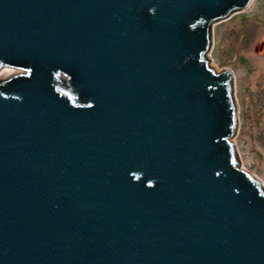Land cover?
Listing matches in <instances>:
<instances>
[{
    "label": "water",
    "instance_id": "1",
    "mask_svg": "<svg viewBox=\"0 0 264 264\" xmlns=\"http://www.w3.org/2000/svg\"><path fill=\"white\" fill-rule=\"evenodd\" d=\"M249 3L0 0V264H264L204 55Z\"/></svg>",
    "mask_w": 264,
    "mask_h": 264
},
{
    "label": "rangeland",
    "instance_id": "2",
    "mask_svg": "<svg viewBox=\"0 0 264 264\" xmlns=\"http://www.w3.org/2000/svg\"><path fill=\"white\" fill-rule=\"evenodd\" d=\"M264 0L212 21V42L206 52L216 71L233 75L237 126L230 137L239 166L264 186ZM0 70V81L13 73Z\"/></svg>",
    "mask_w": 264,
    "mask_h": 264
},
{
    "label": "trees",
    "instance_id": "3",
    "mask_svg": "<svg viewBox=\"0 0 264 264\" xmlns=\"http://www.w3.org/2000/svg\"><path fill=\"white\" fill-rule=\"evenodd\" d=\"M236 10V9H234ZM234 10H231L234 11ZM226 16V15H225ZM224 16V17H225ZM221 18V17H220ZM205 57H206V53H204ZM207 58V57H206ZM208 65L213 68L214 72L216 71L214 67H212L209 63ZM223 71H220V72H217V73H221ZM229 75H230V79H229V84H230V91H231V95H232V86H231V79H232V75L230 72H228ZM3 82V81H1ZM233 99V97H232ZM234 102V100H233ZM235 103V102H234ZM235 119H236V124H235V130H236V126H237V116H236V105H235ZM235 132V131H234ZM234 133H232L231 135L227 136L226 139L228 141V144H229V149H230V152H231V159L233 161V163L235 164V166H239V160H238V157H237V153H236V149H235V145L233 143V141L230 139V137L233 135ZM246 175L248 176V178L257 185L259 191L264 195V186L261 184L260 180L256 177H254L252 174H250L249 172L245 171Z\"/></svg>",
    "mask_w": 264,
    "mask_h": 264
},
{
    "label": "bare ground",
    "instance_id": "4",
    "mask_svg": "<svg viewBox=\"0 0 264 264\" xmlns=\"http://www.w3.org/2000/svg\"><path fill=\"white\" fill-rule=\"evenodd\" d=\"M264 37V36H263ZM19 69H7V70H4V71H6L5 73H7V74H11V73H13V72H16V71H18Z\"/></svg>",
    "mask_w": 264,
    "mask_h": 264
}]
</instances>
